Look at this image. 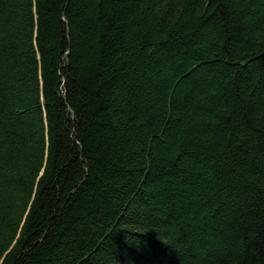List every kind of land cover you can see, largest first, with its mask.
Returning <instances> with one entry per match:
<instances>
[{
  "label": "trees",
  "instance_id": "1",
  "mask_svg": "<svg viewBox=\"0 0 264 264\" xmlns=\"http://www.w3.org/2000/svg\"><path fill=\"white\" fill-rule=\"evenodd\" d=\"M0 264H264V0H0Z\"/></svg>",
  "mask_w": 264,
  "mask_h": 264
}]
</instances>
